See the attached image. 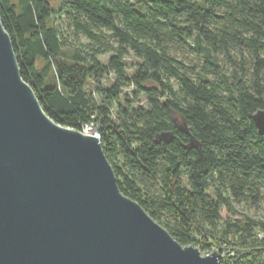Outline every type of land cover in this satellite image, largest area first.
<instances>
[{
  "label": "trees",
  "instance_id": "trees-1",
  "mask_svg": "<svg viewBox=\"0 0 264 264\" xmlns=\"http://www.w3.org/2000/svg\"><path fill=\"white\" fill-rule=\"evenodd\" d=\"M0 18L45 115L74 131L96 125L124 196L183 247L218 251L221 264H264V223L234 205L258 206L264 188V0H0ZM61 18L96 48L70 49ZM190 40L205 60L199 72L170 54ZM236 50L255 61L250 82L236 64L231 75L219 65ZM131 54L140 63L130 76ZM224 211L241 219L217 236Z\"/></svg>",
  "mask_w": 264,
  "mask_h": 264
},
{
  "label": "water",
  "instance_id": "water-1",
  "mask_svg": "<svg viewBox=\"0 0 264 264\" xmlns=\"http://www.w3.org/2000/svg\"><path fill=\"white\" fill-rule=\"evenodd\" d=\"M258 129L264 135V118ZM124 196L98 138L45 115L0 18V264H221Z\"/></svg>",
  "mask_w": 264,
  "mask_h": 264
},
{
  "label": "rangeland",
  "instance_id": "rangeland-1",
  "mask_svg": "<svg viewBox=\"0 0 264 264\" xmlns=\"http://www.w3.org/2000/svg\"><path fill=\"white\" fill-rule=\"evenodd\" d=\"M52 3H55L57 0H49ZM57 26L60 29L65 41L69 44L70 49H78L83 51L84 53H91V50L96 48V46L90 42L87 38L83 37L82 35H76L73 28L70 26L68 21L65 18H61L57 20ZM102 35L104 37V43L111 47L118 48V42L114 40L112 34L107 31H103ZM191 45L190 47L184 46L182 44H178L174 42L170 46V54L171 56L178 62L184 64L185 66L192 68L199 72L203 67L205 60L193 50L195 44L192 40L188 41ZM231 55L228 57L225 53H221L217 56L218 62L220 67L224 70L227 75H231L232 73V64H236L239 68L242 69V74L245 75L246 81L250 82L253 78L254 74V66L255 61L251 54L246 51H233L230 53ZM112 55H103L99 59L101 60L102 64L107 66L109 63V59ZM264 59V54L261 55ZM124 63L127 67L128 75H133L136 71L137 64L140 63L132 54L127 56ZM264 77V72H263ZM115 77L114 74H111L110 79L104 82L105 87L109 88L114 83ZM176 89H179L176 82L173 81ZM133 89L128 88L124 90V94L129 95L130 100H133ZM142 103L141 106H144L145 100L141 99ZM261 202L258 206H254L251 201L244 202L242 204H234L235 209L243 216L248 217L252 220L263 222L264 223V188H261ZM241 219L240 216H231L226 211L222 214V221L218 225V231H215V234L218 236L219 231H221L224 227V223L227 220H239ZM202 256L206 257L202 251L197 248ZM213 253V252H212ZM229 251L225 252L228 254ZM232 253V252H231Z\"/></svg>",
  "mask_w": 264,
  "mask_h": 264
},
{
  "label": "built area",
  "instance_id": "built-area-1",
  "mask_svg": "<svg viewBox=\"0 0 264 264\" xmlns=\"http://www.w3.org/2000/svg\"><path fill=\"white\" fill-rule=\"evenodd\" d=\"M71 130V129H70ZM74 131V130H73ZM78 132H80L81 134H83L84 136H92V137H96V138H98V141H99V143H100V133H99V131H98V129H97V127H96V125L95 124H90V125H86V126H84L83 128H82V130L81 131H78ZM209 256V255H208ZM221 256V255H220ZM221 257H223V256H221ZM221 257H220V259H221Z\"/></svg>",
  "mask_w": 264,
  "mask_h": 264
}]
</instances>
